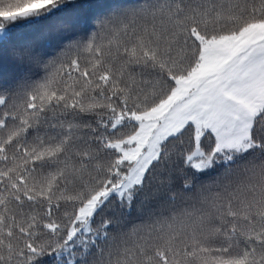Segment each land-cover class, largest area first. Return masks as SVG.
Instances as JSON below:
<instances>
[{
	"label": "snow or ice",
	"instance_id": "6c2138e0",
	"mask_svg": "<svg viewBox=\"0 0 264 264\" xmlns=\"http://www.w3.org/2000/svg\"><path fill=\"white\" fill-rule=\"evenodd\" d=\"M72 2L0 0V264H264V0Z\"/></svg>",
	"mask_w": 264,
	"mask_h": 264
},
{
	"label": "trees",
	"instance_id": "16d2710c",
	"mask_svg": "<svg viewBox=\"0 0 264 264\" xmlns=\"http://www.w3.org/2000/svg\"><path fill=\"white\" fill-rule=\"evenodd\" d=\"M123 0H74L65 7L58 9L51 18H43L44 23L48 19L63 22L72 27L91 26L97 16L103 15L114 5ZM31 35V33H29ZM13 72L12 65L5 61H0V75L9 76Z\"/></svg>",
	"mask_w": 264,
	"mask_h": 264
}]
</instances>
